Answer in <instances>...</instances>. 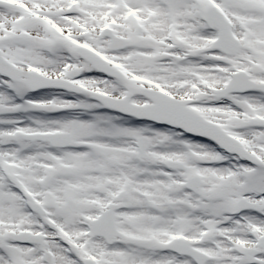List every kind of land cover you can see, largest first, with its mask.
I'll list each match as a JSON object with an SVG mask.
<instances>
[{
	"label": "snow or ice",
	"instance_id": "snow-or-ice-1",
	"mask_svg": "<svg viewBox=\"0 0 264 264\" xmlns=\"http://www.w3.org/2000/svg\"><path fill=\"white\" fill-rule=\"evenodd\" d=\"M0 264H264V0H0Z\"/></svg>",
	"mask_w": 264,
	"mask_h": 264
}]
</instances>
